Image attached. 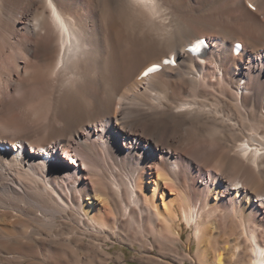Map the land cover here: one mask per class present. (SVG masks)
Instances as JSON below:
<instances>
[{"label": "bare ground", "instance_id": "6f19581e", "mask_svg": "<svg viewBox=\"0 0 264 264\" xmlns=\"http://www.w3.org/2000/svg\"><path fill=\"white\" fill-rule=\"evenodd\" d=\"M116 242L264 264V0H0V264Z\"/></svg>", "mask_w": 264, "mask_h": 264}, {"label": "rangeland", "instance_id": "374dc122", "mask_svg": "<svg viewBox=\"0 0 264 264\" xmlns=\"http://www.w3.org/2000/svg\"><path fill=\"white\" fill-rule=\"evenodd\" d=\"M56 153L59 154V156L63 155V152L60 150H59V153H58V151ZM191 232H192L191 228H189V227L184 228L182 239L179 240V242L178 241L176 242L177 248H175V249H176L177 253L175 250H170V249H168V250H170V252H168L167 249L166 250L162 249V251H163V253H162V251H160V249L158 250V248H156L153 250L152 254L156 258L157 256H160V255L170 256L167 254V253H170L171 255L173 254L175 256L176 260H177V256H178V260L180 261L179 257L184 255V253H185L186 255L188 254V255L192 256L193 259H195V257H196L195 255L197 254L198 244H197V240H195V238H192V240H190ZM210 244H211L210 249H212L211 251H213V248L214 249L216 248V247H214V246H216V244H214V243H210ZM110 247H111V244H110ZM216 249H218V247ZM138 250H140L138 245L133 246L131 243H128V242H125V243L116 242L114 245H112V248H110V251L114 255H117L118 253L123 252L127 262L130 264H144V262H145V264H150V263H147V261H144L142 259L143 256H142V254H140V252ZM159 251L161 252V254ZM164 251L165 252L167 251V252L164 254ZM174 251H175V254H174ZM186 252H188V253H186ZM193 255H194V257H193ZM186 260L184 261V264H196L195 261L192 262L190 260H187V261ZM178 264H181V263L178 262Z\"/></svg>", "mask_w": 264, "mask_h": 264}, {"label": "snow or ice", "instance_id": "6c2138e0", "mask_svg": "<svg viewBox=\"0 0 264 264\" xmlns=\"http://www.w3.org/2000/svg\"><path fill=\"white\" fill-rule=\"evenodd\" d=\"M250 7H252V6L250 5ZM198 50H199V47L198 46L192 49V51H198ZM155 70L156 69L154 67L153 68H149L148 71L145 72V75H147L148 72H152V71H155Z\"/></svg>", "mask_w": 264, "mask_h": 264}]
</instances>
